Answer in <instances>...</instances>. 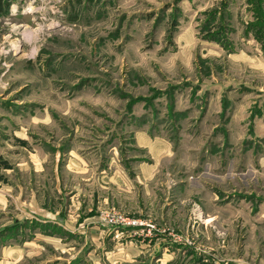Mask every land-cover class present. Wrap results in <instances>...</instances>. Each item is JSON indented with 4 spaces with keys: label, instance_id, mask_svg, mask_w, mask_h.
Returning <instances> with one entry per match:
<instances>
[{
    "label": "rangeland",
    "instance_id": "1",
    "mask_svg": "<svg viewBox=\"0 0 264 264\" xmlns=\"http://www.w3.org/2000/svg\"><path fill=\"white\" fill-rule=\"evenodd\" d=\"M0 264H264V0H4Z\"/></svg>",
    "mask_w": 264,
    "mask_h": 264
},
{
    "label": "trees",
    "instance_id": "2",
    "mask_svg": "<svg viewBox=\"0 0 264 264\" xmlns=\"http://www.w3.org/2000/svg\"><path fill=\"white\" fill-rule=\"evenodd\" d=\"M3 2H4V0H0V7L2 6Z\"/></svg>",
    "mask_w": 264,
    "mask_h": 264
}]
</instances>
